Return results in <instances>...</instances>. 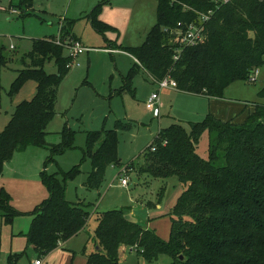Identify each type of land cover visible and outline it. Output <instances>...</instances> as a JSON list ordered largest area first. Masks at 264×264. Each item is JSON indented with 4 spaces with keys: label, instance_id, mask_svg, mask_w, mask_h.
I'll list each match as a JSON object with an SVG mask.
<instances>
[{
    "label": "trees",
    "instance_id": "1",
    "mask_svg": "<svg viewBox=\"0 0 264 264\" xmlns=\"http://www.w3.org/2000/svg\"><path fill=\"white\" fill-rule=\"evenodd\" d=\"M31 3L16 2L20 8ZM96 9L91 14L92 24L101 32L107 25ZM209 12L205 38L178 51L173 32ZM157 17L141 45L119 47L138 60L124 78L125 88H130L132 77L144 69L156 80L175 79L180 91L224 97L232 82L249 81L264 64V0H158ZM65 24L61 40L75 39L71 25ZM56 38L34 39L32 50L22 60L24 68L12 83L11 94L28 80L37 83V91L32 99L17 105L0 131V180L5 164L16 152L31 145L49 146L47 127L56 114L59 87L74 63V57L65 55V46L56 43ZM6 60L0 48V68ZM48 60H55L57 73L45 70ZM260 94L264 95V88ZM188 125L189 131L179 122L161 128L137 157L123 164L139 173L179 178L183 191L170 213L169 239L125 219L126 210L95 211L98 226L91 238L100 248L87 256V264H116L122 245L135 248L149 261L166 254L171 257L169 264H264V104L257 103L242 123L209 113L203 121H189ZM131 128L130 122L117 119L112 129L87 132L83 159L89 157L92 168L86 188L99 189L107 168L122 164L118 133ZM206 131L209 147L205 158L198 147ZM62 133L64 142L51 145L52 155L72 147L67 135L73 131L64 128ZM52 155L47 162L53 160ZM80 171L79 165L53 174L42 171L50 195L28 212L32 220L25 233L27 244L38 257L48 255L84 229L94 213L89 210L91 203L71 202L65 197V182ZM0 210L2 220L9 224L25 214L11 204L1 185Z\"/></svg>",
    "mask_w": 264,
    "mask_h": 264
},
{
    "label": "rangeland",
    "instance_id": "2",
    "mask_svg": "<svg viewBox=\"0 0 264 264\" xmlns=\"http://www.w3.org/2000/svg\"><path fill=\"white\" fill-rule=\"evenodd\" d=\"M17 1L0 0V48L7 59L0 68V131L17 105L36 94L34 80L26 81L20 90L11 94L12 83L24 68L22 60L32 50L34 39L57 35L60 25L69 22L82 45L91 49L74 58L59 87L56 114L47 127L49 146L31 145L16 152L5 164L0 185L9 193L11 204L25 214L17 216L13 224L5 223L0 216V264H32L38 258L33 246H28L25 233L32 220L28 212L50 195L42 171L53 174L59 170L68 171L75 165H79L81 171L65 182L68 201L91 203L89 210L94 213L96 209L99 212L110 209L132 212L143 226L155 230L167 241L172 224L170 213L183 185L177 176L156 177L130 170L123 164L138 156L161 128L174 121H180L188 131L189 121H203L209 113L236 123L246 121L257 103L264 104V95L260 94L264 88V64L258 68L255 81L232 82L225 89L224 97L208 98L177 89H161L160 99L166 102V106L161 105L158 118L145 104L151 93L159 90L157 83L139 70L132 77L131 89L125 88L124 78L133 66V58L119 50L111 53L103 49L109 44L115 47L141 45L157 22L158 0H32L31 6L23 8L16 4ZM11 7L18 9L19 13H10ZM95 8L98 18L107 25L101 32L92 24L91 14ZM64 53L70 54L68 46H65ZM45 70L57 73L55 60H48ZM117 119L132 125L131 129L118 133L117 152L122 164L107 168L99 189H88L84 183L92 164L89 157L83 159L87 132L112 129ZM64 128L73 131L67 135L73 142L72 147L52 155L51 145L64 142ZM208 147L206 131L199 142V154L206 158ZM51 155L53 160L47 162ZM123 168L126 169L124 174ZM121 176H128L126 186L121 184ZM58 177L62 178L60 173ZM94 213L85 230L43 255V264H87V255L96 250L91 238L98 226ZM14 254H20V257H13ZM170 262L171 257L166 254L160 255L158 260H146L141 253L124 245L116 264Z\"/></svg>",
    "mask_w": 264,
    "mask_h": 264
},
{
    "label": "built area",
    "instance_id": "3",
    "mask_svg": "<svg viewBox=\"0 0 264 264\" xmlns=\"http://www.w3.org/2000/svg\"><path fill=\"white\" fill-rule=\"evenodd\" d=\"M218 1V0H217ZM219 1H228V0H219ZM10 13L12 14H18L19 10L11 7L10 9ZM210 14L209 13H201L197 20H194L192 22H190L185 29H177L175 30L173 33L175 35L174 37V41L177 42V44H179L177 50L180 51L181 48H183V46H187V45H195L199 42H201L205 36H206V23L210 18ZM55 42L64 46H68V48L70 49V54L75 58L78 54L85 52L87 50H89L88 47L82 45V43L79 40H70L69 42L67 40L62 41L60 35L57 36V38L55 39ZM109 51L113 52L116 50L113 49H108ZM179 52L176 53L175 55V59L179 58ZM258 72L259 70L256 69L254 71L253 74H251L249 81H255L257 76H258ZM153 80L157 83V85L159 86V90L161 89H177L178 85H177V81L171 77H165L161 80H156L153 78ZM146 107L151 110L153 112V114L155 116H159L160 115V109H161V102H160V95L159 92H153L148 99L146 100ZM152 150H155V146H152ZM125 167V166H123ZM126 168V167H125ZM123 174L124 172H126V169L122 170ZM121 180V184L122 185H127L129 182L128 176H121L120 177ZM131 250H135V248L130 247ZM33 264H43V261L41 259V257H38L37 259H35L33 261Z\"/></svg>",
    "mask_w": 264,
    "mask_h": 264
},
{
    "label": "crops",
    "instance_id": "4",
    "mask_svg": "<svg viewBox=\"0 0 264 264\" xmlns=\"http://www.w3.org/2000/svg\"><path fill=\"white\" fill-rule=\"evenodd\" d=\"M63 24H64V23H62V25H60V27H59V32H58V34H57L56 36H58V35L60 34V32H61V27L63 26ZM72 33H73V31H72ZM73 34H74V33H73ZM74 38H75L76 40H79V41H80V39L77 38L75 34H74ZM66 40H67V39H66ZM70 40H72V39L70 38ZM88 48L91 49L90 47H88ZM103 49L119 50V51H121V52H124V53L129 54V55L133 58V60H134L133 65H134L135 63L138 62V60H137L133 55H131L130 53H128V52L125 51V50L120 49L119 47H115V46H111V45H109L108 47H104ZM110 52H111V51H110ZM111 53H113V52H111ZM114 53H115V52H114ZM113 57H115V56H113ZM132 67H133V66H132ZM132 67H131V68H132ZM140 70H142L143 72L147 73L144 69H140ZM147 75H148V77L151 79V81L155 82V81L153 80V78H152L148 73H147ZM155 83H156V82H155ZM167 89H170V88H167ZM177 90L180 91L179 89H177ZM156 91L159 92L160 90H156ZM156 91H154V92H156ZM183 92H184V91H183ZM152 93H153V92H152ZM152 93H151V94H152ZM187 93H189V92H187ZM190 94H193V93H190ZM113 95H115V92H113ZM159 95H160V92H159ZM193 95H198V96H201V97H208V96L203 95V94H193ZM208 98H212V97H208ZM147 99H148V98H147ZM145 102H146V101H145ZM160 102H161L162 107H165V106H166V102H164V101L161 100V99H160ZM160 115H161V109H160ZM160 115L158 116V118H160ZM154 116H155V115H154ZM177 120H179V119H177ZM226 120H227V119H226ZM176 122H180V121H174L173 123H176ZM173 123H172V124H173ZM158 132H159V131H158ZM158 132H157V134H158ZM157 134H156V135H157ZM156 135H155V136H156ZM155 136H154V137H155ZM154 137H153V138H154ZM152 140H153V139H152ZM151 142H152V141H151ZM151 142H150V143H151ZM150 143H149V144H150ZM149 144H148V145H149ZM148 145H147V146H148ZM144 149H145V148H144ZM144 149H143V150H144ZM143 150H142V151H143ZM140 153H141V152H140ZM140 153H139V154H140ZM136 157H137V156H136ZM128 162H129V161H128ZM124 164H125V163H124ZM132 170H133V169H132ZM134 170H135V169H134ZM78 201L80 202V200H78ZM95 211L98 212L97 209H96ZM94 214H95V213H94ZM30 216H31V218H32V215H30ZM30 224H31V222H30ZM29 227H30V225H29ZM29 227H28V229H29ZM85 228H86V227H85ZM85 228L82 229L81 231L85 230ZM81 231H80V232H81ZM93 243H94V242H93ZM93 245L95 246V248H96V250H97V246H98V245H95V243H94ZM28 246H29V245H28ZM122 246H124V245H122ZM122 246H121V247H122ZM121 247H120V248H121ZM50 253H51V252H50ZM87 256H88V255H87ZM32 264H33V263H32Z\"/></svg>",
    "mask_w": 264,
    "mask_h": 264
},
{
    "label": "water",
    "instance_id": "5",
    "mask_svg": "<svg viewBox=\"0 0 264 264\" xmlns=\"http://www.w3.org/2000/svg\"><path fill=\"white\" fill-rule=\"evenodd\" d=\"M125 219H127L128 221H131V222H134V223H138V224H141L143 225L139 219H137L135 217V215L132 213V212H126L125 215H124ZM100 247L97 246V249H99ZM182 257V256H181Z\"/></svg>",
    "mask_w": 264,
    "mask_h": 264
}]
</instances>
